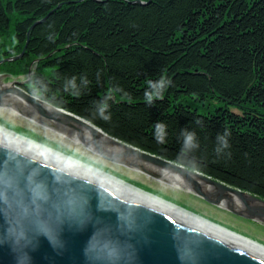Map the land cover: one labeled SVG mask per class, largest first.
<instances>
[{
  "label": "trees",
  "instance_id": "trees-1",
  "mask_svg": "<svg viewBox=\"0 0 264 264\" xmlns=\"http://www.w3.org/2000/svg\"><path fill=\"white\" fill-rule=\"evenodd\" d=\"M21 53L0 73L35 66L21 88L31 96L264 199V0H0V59ZM72 77L78 89L66 90ZM161 77L172 84L149 106L144 91ZM108 95L105 121L96 106ZM214 102L222 105L211 111ZM182 129L199 147L178 161ZM225 129L230 147L217 155Z\"/></svg>",
  "mask_w": 264,
  "mask_h": 264
},
{
  "label": "water",
  "instance_id": "water-1",
  "mask_svg": "<svg viewBox=\"0 0 264 264\" xmlns=\"http://www.w3.org/2000/svg\"><path fill=\"white\" fill-rule=\"evenodd\" d=\"M25 83L0 79V107L31 120L37 114V124L73 133L111 163L182 184L205 202L264 225V199L118 141L31 96L21 89ZM0 264H264V256L2 133Z\"/></svg>",
  "mask_w": 264,
  "mask_h": 264
},
{
  "label": "rangeland",
  "instance_id": "rangeland-1",
  "mask_svg": "<svg viewBox=\"0 0 264 264\" xmlns=\"http://www.w3.org/2000/svg\"><path fill=\"white\" fill-rule=\"evenodd\" d=\"M11 57H4L0 59V64L3 62H12L14 60H9ZM6 65V70L13 71L17 75H11L10 72H1L0 79L7 78H19L23 77V83L27 82L28 76L32 74L35 66L29 68V74L22 73L21 70H15L14 68ZM17 69V68H16ZM21 84L20 86L22 87ZM222 104L219 102H214L210 104V110L215 111V109ZM199 111L203 112V108L199 107ZM0 121L2 123H7L6 125L10 127H15L16 130H20L25 134H29L40 141L48 143V145H54L55 148L61 150L62 152L72 155L84 162L89 164H94L99 166L101 169L109 171L111 173L119 175L124 180L130 181L133 184H138L143 186L153 193L160 194L162 196H167L173 199L175 202L195 211L201 213L205 216H208L211 219L221 222L232 229L241 232L249 237L260 240L264 243V225L259 224L254 221L246 220L237 215L230 213L229 211L224 210L223 208L211 205L205 202L202 198L197 197L189 192H186L183 189L176 188L171 184L165 182L164 180H157L145 175L142 172L136 171L131 168L124 167L122 165H117L107 161L106 159L98 156L92 151L88 150L84 146L77 144L70 140L65 133L56 132L52 129L44 127L33 120H29L18 113H13L6 108L0 107ZM137 185V186H138Z\"/></svg>",
  "mask_w": 264,
  "mask_h": 264
},
{
  "label": "bare ground",
  "instance_id": "bare-ground-1",
  "mask_svg": "<svg viewBox=\"0 0 264 264\" xmlns=\"http://www.w3.org/2000/svg\"><path fill=\"white\" fill-rule=\"evenodd\" d=\"M7 109V108H6ZM9 111L13 113H18L16 110L8 109ZM33 116V119L39 117L37 114H31ZM31 120V119H29ZM31 120V121H32ZM35 122V121H33ZM7 123H2L0 121V134L6 133L21 139L25 140L26 146L42 149L49 151V157L55 158L58 160L66 161L69 163L80 165V171L88 174L96 179H99L107 184H110L118 189H121L127 193H130L138 198H141L149 203H152L160 208H163L171 213H174L192 223H195L213 233H216L234 243H237L247 249H250L262 256H264V243L261 242L258 239L249 237L241 232H238L231 227L222 224L219 221H216L214 219L209 218L208 216H205L201 213L195 212L177 202H175L173 199L162 196L157 193H153L149 189L138 186L136 184L131 183L130 181L124 180L119 175L111 173L109 171L101 169L99 166H96L94 164H89L87 162H84L72 155L66 154L62 152L61 150L55 148L56 146L48 145V143H45L43 141H40L39 139L27 135L24 132L20 130H16V128L10 127L6 125ZM55 127L61 128L54 124ZM62 132L66 133V136L71 137L70 140L73 142L80 144L81 139H73V133L61 128ZM169 182L172 186L181 189V186H184L182 184L173 182L171 180L165 179Z\"/></svg>",
  "mask_w": 264,
  "mask_h": 264
},
{
  "label": "clouds",
  "instance_id": "clouds-1",
  "mask_svg": "<svg viewBox=\"0 0 264 264\" xmlns=\"http://www.w3.org/2000/svg\"><path fill=\"white\" fill-rule=\"evenodd\" d=\"M88 81L86 78H81V85L87 87ZM172 81L167 77H161L155 81H149L147 88L144 91V100L150 106L153 105L155 100L162 99L164 93L171 86ZM66 90L71 88L72 90H77L78 86L76 84V78L72 77L69 79L65 85ZM111 95L105 96L101 101L97 103L96 114L103 120L107 121L111 118V114L108 111L110 105L108 101L111 99ZM200 123V121H197ZM231 133L227 129L223 133H218L216 136V148L215 151L217 155L224 152L225 149L230 147L228 138ZM182 145L180 153L177 156L178 161H183L188 158L189 153L193 152L199 147V142L197 135L194 131L189 129L181 130ZM154 138L160 144H164L167 138V125L162 121H158L154 125Z\"/></svg>",
  "mask_w": 264,
  "mask_h": 264
}]
</instances>
